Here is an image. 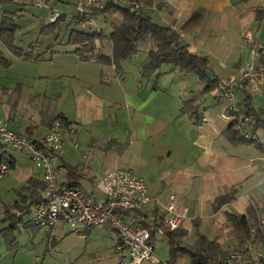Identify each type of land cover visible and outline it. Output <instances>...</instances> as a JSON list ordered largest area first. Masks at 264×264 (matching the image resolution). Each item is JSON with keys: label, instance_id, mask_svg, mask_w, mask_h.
<instances>
[{"label": "crops", "instance_id": "0c3cea01", "mask_svg": "<svg viewBox=\"0 0 264 264\" xmlns=\"http://www.w3.org/2000/svg\"><path fill=\"white\" fill-rule=\"evenodd\" d=\"M44 1L49 12L59 10L53 0ZM74 1L78 4L81 0ZM141 9L156 23L178 31L191 52L209 58L210 80L236 75L248 61L247 29L259 35L264 58V0H142ZM62 13L68 24L67 43L73 29L89 31L77 23L76 14L68 17ZM95 14L106 34L111 33L112 23L123 20L121 13ZM26 20L23 25L35 30L52 23L50 16ZM15 22L22 29L17 19ZM59 32L47 35L56 36L47 52L40 53L33 44L26 50L18 47L31 52V57H17L0 42L12 55L0 49L12 62L9 67L0 64V117L7 119L11 129L37 137L48 133L57 115L65 116L71 124L65 128L63 154L56 160L62 184L73 183L102 198L97 179L114 168H129L146 181L153 197L148 208L156 218H164L166 205L175 195L177 210H188L182 225L188 230L189 242L195 240L194 220L200 219L207 236L219 238L225 249L237 248L226 212L244 214L252 201L264 205V149L258 142L230 140L228 129L234 121L218 97L217 86L207 90V82L173 65L144 77L141 65L153 49L149 42L139 44V51L121 65L82 61L75 46L59 42ZM99 52L110 56L111 42L100 44ZM46 62L49 65L41 67L42 71L31 70ZM67 79L68 88L58 90L56 83ZM211 92H215V101L207 99ZM236 98L250 109L249 130L264 139L262 129L255 127L264 121V87L259 93L240 89ZM0 161L12 163L9 173L0 178V188L18 196L13 203L1 200L0 264H66L58 257L65 253L60 249V237L79 232L89 239L96 234L95 228L102 226L86 231L83 226L74 229L61 222L51 230L33 224L32 209L43 198L45 187L42 169L27 154L2 145ZM70 166L76 168V175L69 174ZM233 188H237L235 199L221 210L215 209V200ZM13 223L18 224L10 227ZM106 229L114 234L115 250L117 235ZM161 240L167 241L155 235V248ZM85 254L87 247L80 255ZM169 260L170 253L166 260L155 249V258L146 264H190L182 255L172 263Z\"/></svg>", "mask_w": 264, "mask_h": 264}, {"label": "built area", "instance_id": "2783aa9c", "mask_svg": "<svg viewBox=\"0 0 264 264\" xmlns=\"http://www.w3.org/2000/svg\"><path fill=\"white\" fill-rule=\"evenodd\" d=\"M108 2L134 10L142 6V0H81L76 12L79 24L90 31L101 32L95 12L105 8ZM36 5L42 6L40 3ZM62 14L60 10L53 11L50 21L55 22ZM244 43L249 51V59L236 75L219 78L218 97L226 104V112L234 121V129L246 140L260 143L264 149V139L257 132L249 130L252 125L249 111L236 98L240 89L259 93L264 87L263 43L252 29L245 31ZM0 145L27 154L34 165L43 171L44 193L41 201L32 209L33 224L53 230L64 222L74 229L83 226L86 231L106 226L117 235L115 250L121 259L115 264H146L155 258L156 244L151 231L155 230V235L162 237H165V233L157 225L160 220L149 211L153 197L143 177L129 168L110 170L96 181L102 198L81 187L62 184L61 168L56 160L63 154L66 140L65 127L60 121H55L47 134L28 137L11 129L7 119L0 117ZM10 169L8 163L1 164L0 178ZM176 199L175 195L171 196L166 205V215L161 218L171 230L181 226L188 215L187 209L177 210ZM262 257L264 249L249 243L230 252L219 264H247Z\"/></svg>", "mask_w": 264, "mask_h": 264}, {"label": "trees", "instance_id": "16d2710c", "mask_svg": "<svg viewBox=\"0 0 264 264\" xmlns=\"http://www.w3.org/2000/svg\"><path fill=\"white\" fill-rule=\"evenodd\" d=\"M8 4H15V0H0V5ZM22 11L24 9L3 13L0 42L17 57H31V52L18 48L15 43L16 32L20 28L15 19ZM98 12L121 13L123 20L111 24L110 34H106L102 28V31L99 33L90 30L73 29L69 34L68 43L76 47L75 53L81 58L88 61L96 60L100 63L121 65L139 51V44L149 42L154 47L148 52L146 59L141 65V74L144 77L154 75L164 66L173 65L181 72L195 74L201 81L207 82V90H210L215 85L218 88L219 79L210 80L208 77V71L210 70L209 58L191 52L188 44L182 41L181 34L172 27L156 23L150 16L145 15L141 8L134 10L132 7L117 5L112 2H108L105 8L96 10L95 13ZM75 20L79 23L76 15ZM258 21L259 23L261 22L260 14L258 15ZM62 23H64L63 14L55 22L45 25L42 33L45 35L56 33L60 30ZM105 40L110 41L112 45V54L110 56L99 52V45H102ZM0 64L4 67H9L12 64L11 60L1 50ZM185 107L183 108V112H185ZM244 107L248 111L250 110L247 106L244 105ZM55 121H60L65 128L71 124L63 115H57L53 119L52 124ZM255 127H260L264 134V121L260 120ZM228 136L234 143L248 141L234 129V123L228 129ZM259 146L263 148L261 144ZM2 162L0 161V166ZM10 165L12 168V163ZM67 168L71 176L76 175L77 171L75 167L70 166ZM66 185L75 186L73 183ZM236 193L237 188H233L228 194L219 196L214 202L215 209L221 210L223 206L231 203L235 199ZM32 206L27 207V211ZM12 210L9 209V213H13ZM263 216L264 205L260 206L254 201L249 204L244 214L231 211L226 212L227 224L232 228V232L239 244L237 248L232 250L225 249L219 242V238L207 236L201 229L202 221L200 219L194 220L195 240L193 242H189L188 230L183 225L171 230L161 218H158L160 223H157V225L163 228L165 238L169 243V261L171 263L178 256L182 255L189 258L190 264H219L221 259L226 257L230 252L238 250L249 243L264 249ZM17 224L13 223L10 227L17 226ZM151 232L152 239H154L155 230ZM247 264H264V257L259 261H249Z\"/></svg>", "mask_w": 264, "mask_h": 264}, {"label": "rangeland", "instance_id": "374dc122", "mask_svg": "<svg viewBox=\"0 0 264 264\" xmlns=\"http://www.w3.org/2000/svg\"><path fill=\"white\" fill-rule=\"evenodd\" d=\"M30 3H26L27 5H23L25 3L24 0H18V3L16 4H8V5H0V29L2 24V17L3 13L10 12V11H17L20 9H24L22 11L23 15L17 16V21L19 24H24L25 21H34L36 19H42V18H49L51 15V12H49V7L44 5V0H26ZM54 4L57 5V8L61 10L62 12L65 11L68 17L72 16V14H76V8L77 4H75L74 0H53ZM35 2H41L40 5L43 6H37ZM101 22V20H100ZM40 26V29L35 30L36 27L30 28L28 26L23 25L22 29L21 26L19 29H21L23 32H19L17 36L16 46L20 48L29 49L30 44H33L35 48L38 49L40 53L47 52L51 45L55 44V37L56 36H47L45 34H41V29H43ZM67 27L68 24L62 23L60 26V32H59V42L63 40L64 45H69L65 39L67 38ZM80 30V29H78ZM109 30V29H108ZM84 31V30H83ZM88 31V30H87ZM70 46H73L70 44ZM154 47V45H153ZM0 49L5 52V54L9 57L12 55L9 51H7L4 46L0 43ZM78 58L82 61H88L86 59L81 58L77 54ZM107 64V63H103ZM49 65L48 62L44 66H34L31 68V70L34 69V72H37L38 70L42 71L41 67H45ZM76 68V66H75ZM194 76V74L192 75ZM195 77V76H194ZM227 78V77H225ZM36 83V82H35ZM53 84L54 81H51ZM70 81L67 80H61L56 83V87L58 90H63V88L66 90L68 88V84ZM206 97V96H205ZM208 100L215 101V92H211L208 94ZM0 204L1 200L5 202H15L18 199L17 194L13 192H8V189L0 188ZM21 202V199H20ZM4 222L0 223V226H2ZM7 224H10L7 222ZM12 225V224H11ZM9 225V226H11ZM106 226L97 227L95 228L96 233L93 236V233L91 235L92 238H87L86 235L80 234L79 232H69L67 236L60 237V242L62 243V247L60 249L65 252L64 254H59L58 257L60 259H63L62 262L66 264H114L116 261L118 262V254L114 250V234L111 231H108L106 229ZM60 236V235H59ZM23 239L26 240V237H23ZM87 247V254L80 255L84 252L85 248ZM69 251L68 253L66 252ZM92 250V251H90ZM90 253V254H89ZM156 253L163 259L168 260L169 259V253H170V246L168 241L161 240L156 248ZM65 256L68 257L69 261L65 258ZM116 262V263H117Z\"/></svg>", "mask_w": 264, "mask_h": 264}]
</instances>
